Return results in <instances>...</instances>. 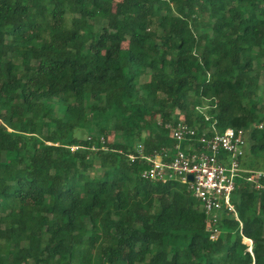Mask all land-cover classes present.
<instances>
[{
	"label": "trees",
	"instance_id": "16d2710c",
	"mask_svg": "<svg viewBox=\"0 0 264 264\" xmlns=\"http://www.w3.org/2000/svg\"><path fill=\"white\" fill-rule=\"evenodd\" d=\"M204 107L250 140L242 225L222 211L217 240L185 185L128 158L173 147L168 124L203 127ZM255 171L264 0H0V264H264Z\"/></svg>",
	"mask_w": 264,
	"mask_h": 264
},
{
	"label": "built area",
	"instance_id": "2783aa9c",
	"mask_svg": "<svg viewBox=\"0 0 264 264\" xmlns=\"http://www.w3.org/2000/svg\"><path fill=\"white\" fill-rule=\"evenodd\" d=\"M207 107L199 109L206 122L201 128L186 120L167 125L175 139L173 147L163 146L148 154L139 144L135 152L128 153V158L131 162L145 163L141 176L146 180L185 185L200 200L207 215L210 237L217 240L216 224L222 211L241 222L232 196L243 171L241 159L247 152L249 130L229 126L221 131L216 126L217 120L205 112ZM262 177L264 172L255 171L246 180L256 189H262ZM244 239L250 242L247 250L254 256L253 240L243 236Z\"/></svg>",
	"mask_w": 264,
	"mask_h": 264
},
{
	"label": "rangeland",
	"instance_id": "374dc122",
	"mask_svg": "<svg viewBox=\"0 0 264 264\" xmlns=\"http://www.w3.org/2000/svg\"><path fill=\"white\" fill-rule=\"evenodd\" d=\"M250 140L248 139V141H247V144H246V148L250 145ZM77 148V146L76 147H73V149H76ZM247 153V152H246ZM95 163H97V162H95ZM100 169L98 168V171H99ZM246 243H248L249 245H250V242L249 241H247L246 240Z\"/></svg>",
	"mask_w": 264,
	"mask_h": 264
},
{
	"label": "water",
	"instance_id": "95a60500",
	"mask_svg": "<svg viewBox=\"0 0 264 264\" xmlns=\"http://www.w3.org/2000/svg\"><path fill=\"white\" fill-rule=\"evenodd\" d=\"M193 178V176L192 175H190V179H192Z\"/></svg>",
	"mask_w": 264,
	"mask_h": 264
},
{
	"label": "bare ground",
	"instance_id": "6f19581e",
	"mask_svg": "<svg viewBox=\"0 0 264 264\" xmlns=\"http://www.w3.org/2000/svg\"><path fill=\"white\" fill-rule=\"evenodd\" d=\"M247 240V239H246ZM248 241V240H247Z\"/></svg>",
	"mask_w": 264,
	"mask_h": 264
}]
</instances>
